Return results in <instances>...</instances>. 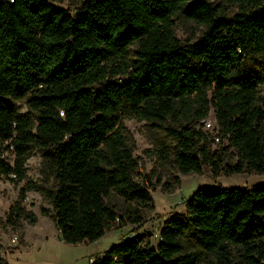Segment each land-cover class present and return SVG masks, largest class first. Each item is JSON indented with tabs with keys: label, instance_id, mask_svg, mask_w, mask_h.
<instances>
[{
	"label": "trees",
	"instance_id": "obj_1",
	"mask_svg": "<svg viewBox=\"0 0 264 264\" xmlns=\"http://www.w3.org/2000/svg\"><path fill=\"white\" fill-rule=\"evenodd\" d=\"M59 1L0 0V147L13 154L12 163L0 154V177L25 181L9 224L37 223L22 205L31 190L52 205L67 243L96 242L125 218L142 222L130 205L152 204V186L125 117L164 129L173 144L158 154L182 174L215 170L228 149L237 157L229 172L264 173V0H232V16L206 0H83L75 12ZM177 15L204 26L201 37L182 42ZM212 109L222 152H211L202 127L182 123L204 125ZM35 150L40 183L28 179ZM113 193L129 203L124 215L108 202ZM185 206L156 245L130 234L93 264H202L207 254L234 264L232 246L244 264H264V183L199 187ZM0 264H9L1 244Z\"/></svg>",
	"mask_w": 264,
	"mask_h": 264
},
{
	"label": "rangeland",
	"instance_id": "obj_2",
	"mask_svg": "<svg viewBox=\"0 0 264 264\" xmlns=\"http://www.w3.org/2000/svg\"><path fill=\"white\" fill-rule=\"evenodd\" d=\"M83 0H61L57 4L75 12L77 6ZM217 5L221 12L232 16L237 12V5L232 0H206ZM176 33L182 42H194L199 39L205 27L195 21L181 15L175 17ZM253 63L259 66L258 60ZM264 65H261L263 68ZM264 96V85L260 88ZM22 111L29 108L25 100L18 101ZM261 106L264 105L261 103ZM184 125L194 126L196 129L203 128L206 134L208 148L212 151L222 152L226 141L218 144L215 140L217 135V121L215 112L210 111L207 121L202 125L200 122L185 118ZM124 126L134 149V155L139 162V171L145 175L152 188V204L142 206L137 203L130 205L137 208L142 215V222L134 223L128 218L118 221L108 229L104 236L92 243L71 244L65 242L56 226L52 205L43 199L37 190L27 193L23 206L31 210L37 216V223L31 224L27 219H22L17 226L9 224L6 220L7 213L20 198V190L25 181L17 184L8 177H0V244L1 256L9 264H89V256L97 255V252L106 251L113 244L119 243L130 234H145L146 240L151 237L153 245L157 244L159 232L164 221L175 213L186 211L185 201L193 192L203 186H252L264 183V173L254 171L229 172V166L237 162L232 149L223 151V161L217 163L214 170L211 165L205 164L202 173L182 174L175 166L172 159L163 160L158 154V149L164 145H172L173 140L167 132L145 120L133 117H125ZM264 132V122L261 127ZM0 154L9 162H13V154L4 147H0ZM28 179L37 183L43 180V153L35 150L27 161ZM108 202L115 205L118 213L124 215L129 203L118 194L113 193ZM46 208L49 214L44 215L42 209ZM17 237V241L13 239ZM194 248V244L188 243ZM232 261L234 264H244L242 251L231 247ZM202 264H217L214 254L205 255Z\"/></svg>",
	"mask_w": 264,
	"mask_h": 264
},
{
	"label": "built area",
	"instance_id": "obj_3",
	"mask_svg": "<svg viewBox=\"0 0 264 264\" xmlns=\"http://www.w3.org/2000/svg\"><path fill=\"white\" fill-rule=\"evenodd\" d=\"M207 121V119H205V122ZM217 128H218V126H217ZM215 140H216V142L218 143V144H221L222 143V138L217 134L216 136H215ZM155 236L156 237H158L159 238V232H157L156 234H155ZM13 241H17V237H15L14 239H13ZM95 262V256H89V264H93Z\"/></svg>",
	"mask_w": 264,
	"mask_h": 264
},
{
	"label": "crops",
	"instance_id": "obj_4",
	"mask_svg": "<svg viewBox=\"0 0 264 264\" xmlns=\"http://www.w3.org/2000/svg\"><path fill=\"white\" fill-rule=\"evenodd\" d=\"M86 243H89V242H86ZM103 253V251H101V253L100 252H97V254H102ZM95 256V255H94Z\"/></svg>",
	"mask_w": 264,
	"mask_h": 264
}]
</instances>
